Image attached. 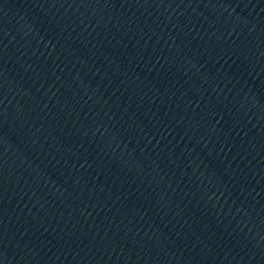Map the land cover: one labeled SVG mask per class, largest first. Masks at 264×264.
I'll return each mask as SVG.
<instances>
[{"label": "water", "instance_id": "obj_1", "mask_svg": "<svg viewBox=\"0 0 264 264\" xmlns=\"http://www.w3.org/2000/svg\"><path fill=\"white\" fill-rule=\"evenodd\" d=\"M0 264H259L124 0H0Z\"/></svg>", "mask_w": 264, "mask_h": 264}]
</instances>
